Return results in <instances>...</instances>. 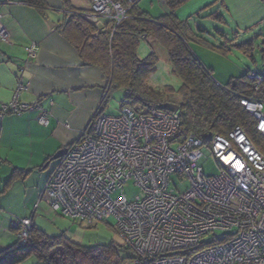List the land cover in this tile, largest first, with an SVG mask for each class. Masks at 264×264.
Segmentation results:
<instances>
[{"label": "built area", "instance_id": "obj_1", "mask_svg": "<svg viewBox=\"0 0 264 264\" xmlns=\"http://www.w3.org/2000/svg\"><path fill=\"white\" fill-rule=\"evenodd\" d=\"M88 1L86 18L99 29L110 23L114 32L128 17L123 1L141 0ZM0 37L8 40L1 23ZM27 50L35 56L33 48ZM240 102L264 137V102ZM30 108L15 95L0 117ZM39 121L48 126L50 113L44 110ZM180 124L178 112L160 109L137 114L125 106L118 115L99 114L92 130L65 150L43 198L53 212L82 226L113 218L136 264H264V154L239 126L228 135L175 142ZM210 158L217 175L204 170ZM130 181L142 197H115ZM13 224L26 241L32 219Z\"/></svg>", "mask_w": 264, "mask_h": 264}, {"label": "trees", "instance_id": "obj_2", "mask_svg": "<svg viewBox=\"0 0 264 264\" xmlns=\"http://www.w3.org/2000/svg\"><path fill=\"white\" fill-rule=\"evenodd\" d=\"M21 1L40 12L48 9L46 0ZM190 1L165 0L163 5L167 11L159 17L151 16L147 11L140 9L138 4L123 1L129 9L128 17L119 23L113 32L112 24L108 23L106 27L99 29L86 18L88 10L75 8L70 0H63L66 16L58 29L77 47L82 60L88 66L101 69L108 80L109 88L86 131L92 130L95 118L107 109L113 93L123 89L125 97L120 108L128 106L137 114L158 110L163 103L179 105L181 124L174 138L175 142H181L190 135L203 138L208 134L228 135L239 126L254 146L264 154V137L256 130L253 115L247 112L240 102L242 98L251 97L264 102V71L254 72L247 69L221 85L215 79L213 68L198 57L192 44L205 43L213 50L225 54L231 51L233 46H237L255 60L258 39L233 44L235 40L228 37V29L225 28L226 18L222 12L214 9V5L181 17L180 8ZM204 19L219 26L211 32L197 21ZM192 21L197 25L193 26ZM206 35L219 40L218 44L206 38ZM148 40L152 48L157 44L167 50L172 72L179 76L182 82L177 91L179 101L165 100V94L175 93L172 87L168 92H162L147 82L157 71L159 62L155 51L144 59L138 56L140 44ZM260 46L264 55V41ZM259 77L262 78L260 83ZM59 160L61 162V159ZM27 172L30 171L16 169L11 180ZM13 231L17 240L7 249L0 251V264H20L32 256L37 258L38 264H126L127 261L115 245L85 248L71 241L65 232L50 236L34 224L24 242L18 237V231L14 228ZM124 250L130 248L124 245ZM136 259L134 256L133 260Z\"/></svg>", "mask_w": 264, "mask_h": 264}, {"label": "crops", "instance_id": "obj_3", "mask_svg": "<svg viewBox=\"0 0 264 264\" xmlns=\"http://www.w3.org/2000/svg\"><path fill=\"white\" fill-rule=\"evenodd\" d=\"M193 1L182 8L190 6L189 12H196L214 5V9L225 16L226 29H233L238 36L258 28L264 38V0H196L194 4ZM46 2L48 9L40 12L21 0H0V23L8 34L7 41L0 37V110L15 95L20 103L31 107L22 113L0 117V163L10 171L0 194L8 193L19 178L26 180L31 173L47 169L53 155L78 140L94 118L108 88V80L101 69L88 66L73 42L58 29L66 16L63 0ZM70 2L73 5L72 0ZM182 8L180 15L186 17L181 13ZM28 48L35 50V56L30 55ZM44 110L50 113L48 126L39 121ZM16 169L30 172L11 180ZM50 175L40 182L42 189L36 186L39 202L48 205L43 194ZM4 176H0V183ZM48 211L52 212L51 207ZM15 216L0 207V251L17 240L12 236L17 237L12 228L17 219L11 220ZM30 219L37 226L33 215Z\"/></svg>", "mask_w": 264, "mask_h": 264}, {"label": "rangeland", "instance_id": "obj_4", "mask_svg": "<svg viewBox=\"0 0 264 264\" xmlns=\"http://www.w3.org/2000/svg\"><path fill=\"white\" fill-rule=\"evenodd\" d=\"M195 2L196 0L192 3L194 4ZM72 3L75 7L85 10L90 9V4L87 0H72ZM138 6L140 9L147 11L153 17H159L167 11L159 0H141L139 1ZM187 7L182 8V15H188L191 13L189 12L191 10L190 6L188 8ZM228 20L230 23L234 24L230 17H228ZM197 21L203 24L211 32H214V29L219 26L210 20L204 19ZM191 24L196 26L195 22L193 23V21ZM258 31V28H256L250 32H241L240 35L237 36L233 29H228V37L235 40L233 42L235 45L243 44L244 42L254 38H259L256 40V50L254 54L255 60H253L250 55L246 54L241 48L237 46H233L231 51L225 54L213 50L205 43L192 42V44L199 57H201L206 64L211 65L214 68V76L216 81L218 83H226L232 77L241 75L247 69H250L254 72L261 70L264 71V57L260 50L261 41L264 38L260 36V32ZM257 34H259V36H257ZM206 38H209L213 40L215 44H218L219 40H216L213 36L206 35ZM149 40L148 42L144 41L140 44L138 56L141 59H144L152 51H155L159 57V62L157 65V71L150 76L147 82L151 87L162 92L167 91L172 87L175 93L170 94L167 91L168 93L165 94V100L171 99L174 101H179L180 97L177 91L180 89L182 84L181 78L172 72L167 50L157 44L154 46V48H152ZM124 97L125 90L119 89L115 91L107 107L106 114H119L120 106L124 100ZM3 164L4 163H0V176L5 175V178L3 179V182L0 183V191L3 190V184L5 186V180L9 177L8 175L10 173V171L8 172L7 170L9 169L8 166ZM59 164L60 160H53L50 166L42 172L31 173L26 180H22L23 177L19 178V181L15 182L8 189V193L0 194V207L3 209V211L6 210L8 212L14 213L16 216L15 218L12 217L11 219L14 221L15 219H19L20 221L26 217L31 218L33 215L37 227H41L48 235L57 236L62 232H65L66 236L70 238L71 241L85 248L115 245L122 251V255L127 258L126 264H135L136 262L133 260L135 256L134 252L132 250H124V241L118 234L119 232L116 228V221L113 218L90 228L79 225L70 219L58 216L53 211L50 213V211H48V209L50 210L49 205L46 202H39L40 196L36 197V186L41 187L42 189L40 182H44L45 178L49 176L52 171L54 172ZM204 170L208 175H217L220 172L216 161L212 158L206 162L204 165ZM176 184H178L177 179ZM178 186L181 191V188L185 189L188 186V182L185 181L182 187L181 183H179ZM122 193L125 194L129 199L142 197V190L138 186H135L133 181H130L125 186L123 192L118 191L114 196H120ZM37 206L41 208L37 210ZM7 219L9 220L10 225V216H8ZM12 228L17 230L19 235V228L16 227L15 224H13ZM12 236L13 238H17L14 235ZM20 264H38V260L35 256H32Z\"/></svg>", "mask_w": 264, "mask_h": 264}, {"label": "water", "instance_id": "obj_5", "mask_svg": "<svg viewBox=\"0 0 264 264\" xmlns=\"http://www.w3.org/2000/svg\"><path fill=\"white\" fill-rule=\"evenodd\" d=\"M160 110H165V111H169V112H173V113H177L179 112V105L174 104V103H163L159 106ZM211 134H208L207 137H210ZM65 155V150H61L60 152H58L57 154L54 155V157L52 158L53 160H59L62 159V157Z\"/></svg>", "mask_w": 264, "mask_h": 264}]
</instances>
